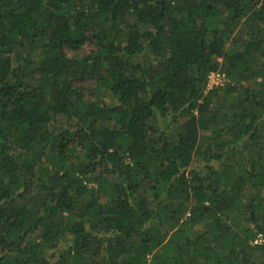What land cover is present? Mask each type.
Wrapping results in <instances>:
<instances>
[{
	"label": "trees",
	"instance_id": "1",
	"mask_svg": "<svg viewBox=\"0 0 264 264\" xmlns=\"http://www.w3.org/2000/svg\"><path fill=\"white\" fill-rule=\"evenodd\" d=\"M0 264H264V0H0Z\"/></svg>",
	"mask_w": 264,
	"mask_h": 264
},
{
	"label": "rangeland",
	"instance_id": "2",
	"mask_svg": "<svg viewBox=\"0 0 264 264\" xmlns=\"http://www.w3.org/2000/svg\"><path fill=\"white\" fill-rule=\"evenodd\" d=\"M224 83V75H221L219 72L213 73L209 81V89L213 88L216 85H222Z\"/></svg>",
	"mask_w": 264,
	"mask_h": 264
},
{
	"label": "built area",
	"instance_id": "3",
	"mask_svg": "<svg viewBox=\"0 0 264 264\" xmlns=\"http://www.w3.org/2000/svg\"><path fill=\"white\" fill-rule=\"evenodd\" d=\"M263 239H261L260 237L255 241V243H262Z\"/></svg>",
	"mask_w": 264,
	"mask_h": 264
}]
</instances>
